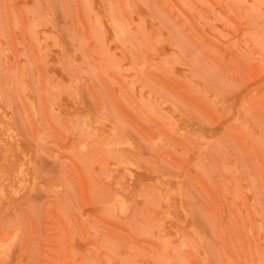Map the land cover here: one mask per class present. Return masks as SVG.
<instances>
[{"label":"rangeland","instance_id":"374dc122","mask_svg":"<svg viewBox=\"0 0 264 264\" xmlns=\"http://www.w3.org/2000/svg\"><path fill=\"white\" fill-rule=\"evenodd\" d=\"M0 264H264V0H0Z\"/></svg>","mask_w":264,"mask_h":264}]
</instances>
